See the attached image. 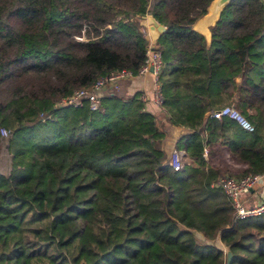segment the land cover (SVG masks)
I'll list each match as a JSON object with an SVG mask.
<instances>
[{
    "label": "trees",
    "instance_id": "1",
    "mask_svg": "<svg viewBox=\"0 0 264 264\" xmlns=\"http://www.w3.org/2000/svg\"><path fill=\"white\" fill-rule=\"evenodd\" d=\"M212 1L0 0V128L12 154L0 171V264H227L222 244L229 264H264V213L235 221L218 185L264 172V0H230L207 41L194 24ZM146 14L166 26L156 49L169 116L140 92L58 106L140 71ZM225 105L254 129L211 116ZM172 125L186 129L179 170ZM224 146L237 167L217 161Z\"/></svg>",
    "mask_w": 264,
    "mask_h": 264
},
{
    "label": "built area",
    "instance_id": "2",
    "mask_svg": "<svg viewBox=\"0 0 264 264\" xmlns=\"http://www.w3.org/2000/svg\"><path fill=\"white\" fill-rule=\"evenodd\" d=\"M146 51V60L137 74L133 73L131 70L124 69L121 72H113L98 79L91 87L75 89L72 94L62 98L57 105L83 106L87 103L91 109H98L101 100L105 95L116 93L119 87L118 80L124 79V77L143 75V73L150 71H152L155 77V93L153 101L158 105H162L163 95L162 90L160 89L158 76L163 63V55L160 50H157L156 47H153L152 45H148ZM109 86H111V88ZM142 99L145 100L144 95L142 96ZM211 116L217 119L227 116L237 121L246 129H254V125H252L249 119L235 106L225 105L221 107V109L213 111ZM42 118L45 119L46 116L43 114ZM0 131L3 138L8 139L10 137L11 131L6 130L5 128H0ZM184 153L185 150H181L177 146L172 148L170 152V164L175 170L182 168ZM204 155L205 157L208 156L207 146L204 147ZM218 185L233 207V218L235 221L245 217L260 216L264 213V187L261 189V187L264 186V172L245 174L242 175V177L223 175L219 179ZM259 188L260 190L258 192ZM223 247L227 259L230 249L227 248L225 244Z\"/></svg>",
    "mask_w": 264,
    "mask_h": 264
},
{
    "label": "crops",
    "instance_id": "3",
    "mask_svg": "<svg viewBox=\"0 0 264 264\" xmlns=\"http://www.w3.org/2000/svg\"><path fill=\"white\" fill-rule=\"evenodd\" d=\"M210 7H211V5L208 7L209 11L204 16L199 18V20L194 24V29L202 32L205 35V38L207 39V41H210L211 36H212V32L210 30V27L213 26L218 20L217 19L213 24H210V25L205 22V20H204L205 16L211 12ZM219 16H218V18H219ZM141 23H142L141 24L142 25L141 30L144 31L145 35L149 38V45H152V46L155 45V47H156V42H157L158 38H156V41H154L153 36H154L155 31H153L151 29V25L153 24V18L151 16V14L144 15ZM154 81H155V77H154L152 71L147 72V73H143V75L124 77V79L118 80L119 87H118L116 93L119 94L120 96L124 97V96H129V95H133L137 92H140L142 94V96L143 95L145 96V108L147 110L151 111L152 113H154L155 115H157L158 118H160L161 120H165V118L169 116L168 111L162 105H158L153 101V96L155 93ZM109 87L111 88V86H109ZM171 127L172 128H171L170 135L167 137V140H166V145L168 146L169 152H171L172 148L175 146L177 139L186 130L184 127H179L176 125H172ZM3 142L4 141L2 140L0 145ZM7 149H8V147H7ZM223 152L225 153V155L223 154L224 160L230 158L229 149L227 146L223 147ZM10 160H11V158H10ZM217 161H218V158H217ZM233 166L237 167L236 164H234ZM0 168H1L0 171L2 173L8 174L11 171L10 170L11 163H9V165H8V161L5 158V161L2 164H0ZM263 187L264 186H262L261 189ZM259 190H260V188L258 189V192H259Z\"/></svg>",
    "mask_w": 264,
    "mask_h": 264
},
{
    "label": "water",
    "instance_id": "4",
    "mask_svg": "<svg viewBox=\"0 0 264 264\" xmlns=\"http://www.w3.org/2000/svg\"><path fill=\"white\" fill-rule=\"evenodd\" d=\"M229 2L230 0H213L210 7L211 12L208 13L204 18L205 22L209 25L213 24L218 19V16L222 13L223 9L226 7V5ZM152 18H153V24L151 25V29L155 31L153 37H154V41H156V38H159L161 33L165 32L166 26L162 23L160 24L153 16ZM153 47H155V45H153ZM231 259H232V251L230 250L228 258L226 259L228 261L227 264L231 262Z\"/></svg>",
    "mask_w": 264,
    "mask_h": 264
},
{
    "label": "rangeland",
    "instance_id": "5",
    "mask_svg": "<svg viewBox=\"0 0 264 264\" xmlns=\"http://www.w3.org/2000/svg\"><path fill=\"white\" fill-rule=\"evenodd\" d=\"M3 143L0 145V164H2L4 161H5V158L7 159V161H8V165H9V163H11V160H10V158L12 157V154H11V152L7 149V138H4L3 139ZM10 155V156H9ZM224 155H225V153H224ZM224 155H223V157L222 158H224ZM222 158L221 159H219L218 158V161H220V160H222ZM224 160V159H223ZM226 163L228 162L229 164H231V165H234V163H233V161L230 159V158H228V159H226V160H224ZM1 169V168H0ZM197 235V237H199L200 238V234L199 233H197L196 234ZM215 241H216V244L217 245H219V246H221V242L218 240V238L217 239H215ZM223 246V245H222ZM227 246V245H226ZM224 248V247H223ZM227 248H228V246H227ZM230 249V248H229Z\"/></svg>",
    "mask_w": 264,
    "mask_h": 264
},
{
    "label": "bare ground",
    "instance_id": "6",
    "mask_svg": "<svg viewBox=\"0 0 264 264\" xmlns=\"http://www.w3.org/2000/svg\"><path fill=\"white\" fill-rule=\"evenodd\" d=\"M210 33V32H209Z\"/></svg>",
    "mask_w": 264,
    "mask_h": 264
}]
</instances>
